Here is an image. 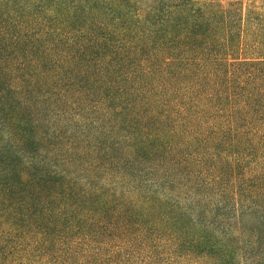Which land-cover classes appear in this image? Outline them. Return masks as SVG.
<instances>
[{"label": "trees", "instance_id": "1", "mask_svg": "<svg viewBox=\"0 0 264 264\" xmlns=\"http://www.w3.org/2000/svg\"><path fill=\"white\" fill-rule=\"evenodd\" d=\"M0 264H264V0H0Z\"/></svg>", "mask_w": 264, "mask_h": 264}, {"label": "rangeland", "instance_id": "2", "mask_svg": "<svg viewBox=\"0 0 264 264\" xmlns=\"http://www.w3.org/2000/svg\"><path fill=\"white\" fill-rule=\"evenodd\" d=\"M216 1L218 4H221V6L223 7H228L230 4L238 2L240 4H242V8L245 9L247 7L248 4L255 2L256 5H260L261 0H214Z\"/></svg>", "mask_w": 264, "mask_h": 264}]
</instances>
